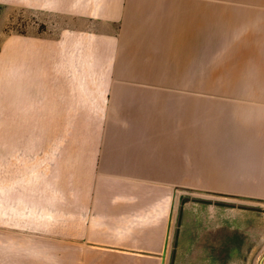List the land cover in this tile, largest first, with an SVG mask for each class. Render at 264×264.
I'll list each match as a JSON object with an SVG mask.
<instances>
[{"label": "crops", "instance_id": "obj_1", "mask_svg": "<svg viewBox=\"0 0 264 264\" xmlns=\"http://www.w3.org/2000/svg\"><path fill=\"white\" fill-rule=\"evenodd\" d=\"M0 6L32 21L8 54L26 122L0 124V264H169L172 243L201 245L174 264H264V0ZM193 193L213 201L180 218Z\"/></svg>", "mask_w": 264, "mask_h": 264}, {"label": "rangeland", "instance_id": "obj_2", "mask_svg": "<svg viewBox=\"0 0 264 264\" xmlns=\"http://www.w3.org/2000/svg\"><path fill=\"white\" fill-rule=\"evenodd\" d=\"M33 22V27H35V20ZM31 25L32 21L26 18L23 8L18 7L10 9L8 7L0 6V124L26 122L25 117L19 116V114L21 113L19 107V99L17 98L20 95L19 90H17V93H15V85H11L9 82L8 54L11 44H15V42L19 43V41H21L20 39H23V37L32 32ZM45 28L46 26L40 25L39 31H44ZM15 94L17 97L15 96ZM33 120L34 119H32L30 122H33ZM181 199L182 206H180V218L183 215L184 211L182 209H184L185 207L184 201H213L212 196L202 193L188 194L186 196H182ZM244 205L245 204H241V206ZM260 234L261 233H257L256 240L253 244H242V248L246 247L249 249L255 246L256 251L260 250V248L263 247L260 239ZM240 240L242 242L243 240H246V238L243 237V234H241ZM200 247L201 245L199 244L191 245L172 243L168 247V252L170 254H168L166 263L169 262V264H174V262L177 261L176 257H178L180 254L187 251H197ZM215 249L218 250V252H215ZM210 250L211 252H215L214 255H218L222 259L226 260L228 256L227 250H224L223 247H219L217 249L215 246L210 245ZM198 255H200V252L198 253ZM257 255L256 257H253L252 255L250 261H248L247 264H254L258 259ZM242 256L247 257V255L245 256V254L243 253ZM244 257H242V264H245V259H243ZM180 262L183 263L184 261Z\"/></svg>", "mask_w": 264, "mask_h": 264}]
</instances>
